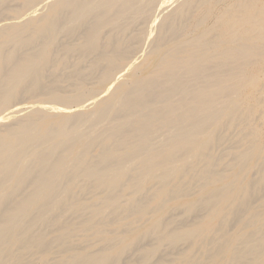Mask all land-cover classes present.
Wrapping results in <instances>:
<instances>
[{"label": "bare ground", "instance_id": "bare-ground-1", "mask_svg": "<svg viewBox=\"0 0 264 264\" xmlns=\"http://www.w3.org/2000/svg\"><path fill=\"white\" fill-rule=\"evenodd\" d=\"M0 264H264V0H0Z\"/></svg>", "mask_w": 264, "mask_h": 264}]
</instances>
